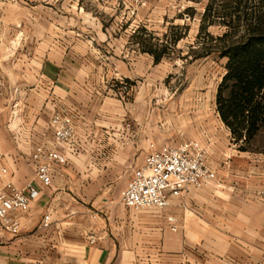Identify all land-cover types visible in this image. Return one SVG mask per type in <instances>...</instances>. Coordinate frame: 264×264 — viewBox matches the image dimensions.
<instances>
[{
	"label": "crops",
	"instance_id": "1",
	"mask_svg": "<svg viewBox=\"0 0 264 264\" xmlns=\"http://www.w3.org/2000/svg\"><path fill=\"white\" fill-rule=\"evenodd\" d=\"M42 19L46 26L38 16L24 21L31 26L21 49L9 50L8 38L0 37V168L8 169L3 181L21 189L33 183L39 190L27 211L15 213L22 222L19 233L0 223V264H140L134 255L143 228L160 224L165 233L177 232L194 220L193 205L205 207V213L211 205L224 209L217 216L250 217L236 230L264 233V154L232 152L226 137L220 139L208 126L198 133L182 131L185 137L211 141L208 161L216 179L172 200L176 230L167 214L158 211L162 208L147 212L126 207L121 190L151 143L185 140L178 133L161 132L149 109L124 103L113 89L120 79L143 81L144 86L150 80L146 74L161 60L121 45L120 38L113 42L97 17H91L84 34L64 18ZM108 40L111 47L104 53L100 41ZM60 109L75 113V138L72 145L55 144L67 161L54 165L48 186L37 177L32 153L39 144H54L49 120ZM109 171L122 176L115 193L104 183ZM45 214L51 218L47 227L42 226ZM216 221L215 231L235 230L231 219ZM175 244L183 249L184 239ZM263 252L259 244V264H264Z\"/></svg>",
	"mask_w": 264,
	"mask_h": 264
},
{
	"label": "rangeland",
	"instance_id": "2",
	"mask_svg": "<svg viewBox=\"0 0 264 264\" xmlns=\"http://www.w3.org/2000/svg\"><path fill=\"white\" fill-rule=\"evenodd\" d=\"M256 2L257 0H0V37H7L9 50L15 51L29 40L27 32L31 25L25 27L24 24L27 18L40 17L41 26H46V23H42L44 17L56 18L57 22L64 18L72 30L84 34L87 33L84 28L87 24L90 25L91 17H97L113 42L120 38L121 45L134 49L137 53L139 49L142 50V44L151 45L161 53L160 63L153 64L150 74H146L150 75V80H146L144 86L143 81L139 83L128 79H120L114 83L113 89L121 101L145 106L161 132L178 133L185 140H198L208 148V152L210 140L203 142L199 138L185 137L182 131L198 133L208 126L220 139L226 137L232 152L243 151L239 149L240 144L233 140L231 131L217 111L216 96L227 72V57L221 56L218 50L200 58H193V55L197 51L214 47L217 43L215 38L228 28L224 21L230 19V13L235 14L238 5L240 11H250ZM205 13L207 16L204 19ZM206 24L203 29L202 26ZM89 31L90 28L88 33ZM237 31L241 32L242 28L239 27ZM175 39L178 40L174 42ZM111 42L100 41V48L104 53L111 47ZM55 144L58 143L54 138V144L49 145ZM161 145L152 142L149 152ZM246 151L252 156L264 154V126ZM121 179L118 172L109 171L104 176V183L110 192L115 193L120 188ZM254 195L259 197V191ZM175 207L172 205L158 211L162 210L167 216L174 215ZM192 208L196 214L194 220L185 221L177 232L168 230L165 233L160 224L144 227L142 238L137 241L135 249L137 262L259 264V244L264 246V233H259V230H236L243 227L242 224L250 217L217 216L224 209L214 205L208 207V216L205 207L201 209L193 205ZM144 211L150 212L147 209ZM216 219H231V227L235 230L215 231L213 228L219 224ZM251 219L255 220V217ZM249 227L255 226L252 224ZM181 237L185 242L183 249L179 246L177 248L175 244L176 239ZM160 241L162 245L159 244ZM165 242L169 244L167 247ZM262 257L263 260L264 252Z\"/></svg>",
	"mask_w": 264,
	"mask_h": 264
},
{
	"label": "built area",
	"instance_id": "3",
	"mask_svg": "<svg viewBox=\"0 0 264 264\" xmlns=\"http://www.w3.org/2000/svg\"><path fill=\"white\" fill-rule=\"evenodd\" d=\"M56 142L72 145L75 138V113L69 109L55 111L49 120ZM37 177L44 185L52 184L55 164L66 163V155L54 146L39 144L32 153ZM8 169L0 168V223L13 234L22 229L15 213L27 211L39 190L33 183L21 189L11 181H3ZM216 179V171L208 161V148L200 141L187 139L179 144H162L147 153L121 190L122 203L131 209L166 208L172 200L189 191L202 188ZM45 214L42 226L50 223ZM171 229L176 230L177 217L169 215Z\"/></svg>",
	"mask_w": 264,
	"mask_h": 264
},
{
	"label": "trees",
	"instance_id": "4",
	"mask_svg": "<svg viewBox=\"0 0 264 264\" xmlns=\"http://www.w3.org/2000/svg\"><path fill=\"white\" fill-rule=\"evenodd\" d=\"M237 8L235 14L230 13V19L224 21L228 28L215 38L214 47L195 52L193 58L214 50L227 57V72L216 96L217 111L233 140L240 144L239 149L246 151L264 126V0H260V4L257 0L250 11H240L239 5ZM206 16L205 13L204 19ZM239 27L241 32L237 31ZM142 50L151 53L156 62L161 60V53L151 45L142 44Z\"/></svg>",
	"mask_w": 264,
	"mask_h": 264
}]
</instances>
